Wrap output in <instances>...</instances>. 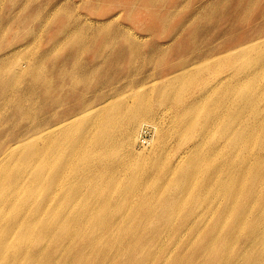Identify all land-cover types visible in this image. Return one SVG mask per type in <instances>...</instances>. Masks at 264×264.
I'll return each mask as SVG.
<instances>
[{
	"label": "bare ground",
	"instance_id": "1",
	"mask_svg": "<svg viewBox=\"0 0 264 264\" xmlns=\"http://www.w3.org/2000/svg\"><path fill=\"white\" fill-rule=\"evenodd\" d=\"M76 42L80 43L78 39ZM232 45L228 42L219 49L208 48V52L199 54L200 60L197 63L228 53L230 55L222 58H225L224 63H228L230 67L234 54L243 56L252 46ZM252 48L254 46L250 49ZM85 51L87 50L81 48V52ZM135 53L136 49L129 54ZM203 56L205 57L201 58ZM123 57L124 54L119 58L122 60ZM67 60L71 62L75 59L68 55ZM44 62L42 57L39 64L33 63L25 72L21 70V60L8 63L4 73H13L7 80L8 87L24 77H30L35 82L41 81L43 91L47 94L69 81L65 78L70 77L63 71H54L53 77L49 68L44 69ZM85 66L81 67L80 73L86 77L78 83L83 82L81 87L94 88L95 91L90 90V97H81L80 105L65 108L66 112L61 111L65 98L57 96L47 108L52 112L50 117H45L40 107L36 113L35 105L41 94L39 87H36L40 86L39 83L34 86L27 81L28 86L23 92L12 93L8 99L22 119H29L36 124L27 130L29 132L26 136L23 135L21 142L6 146L0 144V264H150L157 253L147 256V251L152 248L162 250L164 236L171 227L169 221H174L175 218L172 217L178 215V209L175 208V202L166 201V197L154 193L149 198L155 205L163 207L147 205L146 185L156 170L149 167L129 171L127 163L139 162L145 165L147 160L163 161L170 150L167 143L158 148V154L138 157L141 152L136 151L132 145L136 140V133L144 122L150 123L157 119L152 113L156 107L169 104L183 106L184 110L200 104L202 111L199 114L205 112L203 121L215 130L223 119L222 109L233 103V73L231 79L226 82L219 79L215 85L210 79L204 83L192 80L184 86V79L177 80L180 74L173 75L186 68L182 66L170 72L168 80L164 82L148 81L134 85V78L127 81L130 85L120 86L119 80L112 84L111 77H100L96 64ZM112 70L113 75L114 72L119 73L118 67H113ZM263 74L264 68L255 71L256 76ZM243 76L251 79L248 73ZM129 77L127 75L126 78ZM56 78L60 81L54 86ZM172 80H177L175 88L168 86V82ZM88 81L96 82L91 84ZM185 92H189L191 96L187 98ZM46 102L47 100L42 106ZM246 103L259 106L260 99L257 95H251ZM211 107L216 109L214 113L207 112ZM39 112L42 116H37ZM260 117L264 118V114ZM124 120L127 121L122 123ZM227 120L232 128L233 122H244L233 112H230ZM50 125L55 127H49ZM258 126L260 129L256 131V135L261 139L256 147H262L264 123H258ZM208 133L201 137V143L207 139L210 142L209 154L205 158L199 156L197 160H187L188 164L183 166L187 154L183 152L174 162L175 166L169 165L168 170L178 172L174 181L177 185L173 184L171 190L179 195L183 191L179 181L199 173L204 175V181L195 195L199 201L204 200L207 204L212 197L206 200L203 192L209 184L219 179L226 212L214 228H207L211 233L207 252L220 251V258L225 259V263L233 262L230 251L233 250L235 241L244 240L253 243L247 252L256 258L253 264H264V158L255 155L256 147L253 149L250 143L242 145V138L238 134L225 147L216 137L209 139ZM224 133L231 137L233 129L225 128ZM156 137L157 141L162 138L160 131H156ZM124 140L128 142L125 143ZM61 147L65 148V153L68 151L67 157L63 160L52 158L51 154ZM112 150L122 156L118 160L104 158L106 162L100 167L95 162V154L104 156ZM211 157L214 158L210 159ZM75 164L80 166L77 175L92 168L89 174L83 175L85 179L80 184L71 183L78 180L72 176ZM110 174L120 177L112 181L106 177ZM218 174L220 178L216 177ZM121 180L127 185L125 191L112 187ZM260 187L263 192H258ZM39 196L42 200L36 201ZM233 207L239 208L240 212H233ZM230 212L233 213L229 217ZM229 220L231 223L246 225L245 231L234 233L230 231L233 224H229L225 233L224 224ZM183 230L179 228L175 232ZM200 231L201 229L197 233L192 231L191 235H197ZM35 232L37 235L33 236ZM43 240L46 241L41 243ZM57 240H62L65 245H53L52 241L58 242ZM184 258L179 256L171 262V257L167 255L163 257L161 264H181ZM202 264H208L207 260L203 259Z\"/></svg>",
	"mask_w": 264,
	"mask_h": 264
},
{
	"label": "rangeland",
	"instance_id": "2",
	"mask_svg": "<svg viewBox=\"0 0 264 264\" xmlns=\"http://www.w3.org/2000/svg\"><path fill=\"white\" fill-rule=\"evenodd\" d=\"M77 39L80 43L76 42ZM228 42L233 44V47L241 44L245 47L252 45L250 48H254H248L243 56L234 54L230 67L228 63H224L225 58H222L230 55L228 53L197 63L200 53H206L208 48L212 47L219 49ZM81 48L87 51L81 52ZM135 49L137 53L129 54ZM123 54L121 60L119 57ZM68 55L75 60L66 61ZM42 57L46 63L44 69L49 68L53 77L54 71L59 70L70 77L65 78L69 81L47 94L43 91L41 81L35 82L30 77H24L25 81L22 79L8 87L7 80L13 76L11 72L4 73L8 63L21 60V70L25 72L33 63L39 64ZM113 61L115 63H112ZM87 64H96L100 77H111L112 84L119 80L120 86L130 85L127 81L134 78V85L148 81L164 82L168 80L170 72L182 66L186 68L173 75L180 74L177 80L184 79V86L192 80L204 83L210 79L215 85L219 79L223 82L231 79L233 73V103L222 109L223 119L217 129L212 130L211 125L203 121L205 112L199 114L202 111L200 104L190 110L171 104L156 107L152 113L157 119L141 125L136 133L137 143L133 141L132 145L136 151L141 152L138 157L158 154V148L167 143L170 154L165 156L163 161L147 160L145 165L128 162L127 166L129 171L149 167L156 170L146 185L147 205L163 207L155 205L149 198L154 193L166 197V201L175 202V208L178 209V215L172 217L175 218L174 221H169L171 227L164 236L162 250L152 248L147 251V256L157 253L150 264H161L163 257L167 255L171 257V262L179 256H184L181 264H202L203 259L207 260L208 264H253L256 258L247 254L253 243L244 240L235 241L233 250L230 251L233 262L225 263V259L220 258V251L207 252L211 236L207 228H214L226 212L224 193L220 192L219 188L220 180L209 184L203 192V198L206 200L212 197L211 202L205 204L204 200L199 201L195 195L197 189L203 186L204 175L194 173L188 179L180 180L183 191L175 195L171 189L178 172H171L168 167L175 166L174 162L183 152L187 154L182 164L187 160H197L199 156L205 158L209 154L210 142L207 139L201 143V137L211 130L208 138L216 137L225 147L237 134L242 138V145L248 142L254 149L259 144L261 138L256 135V131L260 129L258 123H264V118L260 117L264 114V74L256 76L255 71L264 68V0H0V144L6 146L9 143L21 142L23 135L26 136L29 132L27 130L36 124L29 119H22L16 109H13L14 106L12 107L8 100L12 93L23 92L28 83L34 86L39 83L40 86L36 87H39L41 101L40 104L37 101L35 105L36 113L40 107L43 115L50 117L52 112L47 108L57 96L65 98L66 102L61 111L66 112L65 108L80 105L81 97H90L95 91L94 88L81 87L83 82L78 83L86 77L80 72L81 67ZM112 66L118 67V74H112ZM247 73L251 75V79L243 76ZM127 75L130 77L126 78ZM177 80L168 82V86L175 88ZM58 81L60 79L56 78L54 86ZM88 82L94 84L96 81ZM154 91L157 94V90ZM83 92L85 94H80ZM185 93L187 98L191 96L189 92ZM251 95L259 97V106L246 103ZM46 100V104L42 106ZM215 111L214 107L207 109L209 113ZM229 111L244 122L238 124L235 121L232 128L227 120ZM37 116L42 115L39 112ZM148 125L151 127V133L147 143H143L147 137L143 139L142 132ZM225 128L233 129V136L228 137L224 133ZM156 131H160L162 137L158 141ZM123 142L127 143L128 140ZM61 148L51 154V157L62 160L66 158L68 151L65 153V148ZM255 155L264 158V146L256 147ZM121 156L122 154L112 150L104 156L95 154V162L103 167L106 162L104 158L118 160ZM212 158L214 157L210 159ZM41 161L43 164L44 161ZM187 164L186 162L183 166ZM79 168L76 164L72 167V176L78 180L71 183H82L85 179L83 175L92 171V168H89L77 175ZM106 177L113 181L120 176L110 174ZM216 177L220 178L219 174ZM112 187L125 191L127 185L121 180ZM109 190L110 188L107 192ZM260 191L262 187L259 188L258 192ZM40 200L42 197H37L36 201ZM121 206L120 204L119 208ZM233 212L240 210L233 207ZM233 212L228 213V216ZM229 224H233L230 231L234 233L245 231L246 225L231 223L229 220L224 224L225 233ZM179 228L184 230L175 232ZM221 228L222 225L220 230ZM200 229L197 235H191L192 231L197 233ZM36 235L35 232L33 236ZM57 241H52V244H63L62 240Z\"/></svg>",
	"mask_w": 264,
	"mask_h": 264
},
{
	"label": "built area",
	"instance_id": "3",
	"mask_svg": "<svg viewBox=\"0 0 264 264\" xmlns=\"http://www.w3.org/2000/svg\"><path fill=\"white\" fill-rule=\"evenodd\" d=\"M151 127L148 125V126H145V128H144V130H143V132H142V137H143V139L145 138V137H147V138H145V140L143 141V143H147V140H148V135H150V133H151V129H150Z\"/></svg>",
	"mask_w": 264,
	"mask_h": 264
}]
</instances>
